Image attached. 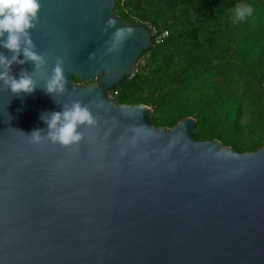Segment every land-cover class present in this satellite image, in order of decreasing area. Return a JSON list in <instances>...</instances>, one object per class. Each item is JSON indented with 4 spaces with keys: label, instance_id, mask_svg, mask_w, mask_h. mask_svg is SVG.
<instances>
[{
    "label": "water",
    "instance_id": "1",
    "mask_svg": "<svg viewBox=\"0 0 264 264\" xmlns=\"http://www.w3.org/2000/svg\"><path fill=\"white\" fill-rule=\"evenodd\" d=\"M40 3L37 88L17 95L0 82V264H264V145L200 140L193 116L158 126L151 106L120 103L112 89L136 73L154 31L125 23L116 0ZM57 56L67 85L53 95ZM22 69L34 64L11 71ZM77 100L96 121L78 143L28 136L47 135L42 117Z\"/></svg>",
    "mask_w": 264,
    "mask_h": 264
},
{
    "label": "trees",
    "instance_id": "2",
    "mask_svg": "<svg viewBox=\"0 0 264 264\" xmlns=\"http://www.w3.org/2000/svg\"><path fill=\"white\" fill-rule=\"evenodd\" d=\"M237 4L252 14L236 21ZM115 11L127 24L170 32L153 37L136 73L112 89L120 103L151 106L158 126L193 116L200 140L264 145V0H116Z\"/></svg>",
    "mask_w": 264,
    "mask_h": 264
},
{
    "label": "clouds",
    "instance_id": "3",
    "mask_svg": "<svg viewBox=\"0 0 264 264\" xmlns=\"http://www.w3.org/2000/svg\"><path fill=\"white\" fill-rule=\"evenodd\" d=\"M41 7L40 0H0V46L11 53L9 57L0 52V82L13 94L34 92L37 88V81L34 77L44 70L47 64L46 57L37 51L30 32L37 25ZM252 12L251 5L237 4L234 8L235 20H244ZM108 23L111 26L115 24V21L110 20ZM125 34V30L121 29L114 36L119 40ZM21 53L24 59H20ZM29 61L34 64V70L29 72L22 69L17 79L12 74V65L14 63L22 65ZM66 85L64 60L57 56L51 74L46 75L44 89L49 94H62L66 91ZM42 119L48 125L47 135H42V130L37 129L28 136L34 142L47 138L52 143H59L63 146L78 143L82 139L80 127L96 123L87 105L78 100L73 101L71 105H64L63 111L51 112L47 114V118L43 116Z\"/></svg>",
    "mask_w": 264,
    "mask_h": 264
},
{
    "label": "built area",
    "instance_id": "4",
    "mask_svg": "<svg viewBox=\"0 0 264 264\" xmlns=\"http://www.w3.org/2000/svg\"><path fill=\"white\" fill-rule=\"evenodd\" d=\"M169 34V30H163L161 32L154 30V37L156 38L157 42L161 41L164 37L169 36ZM115 93H117V91Z\"/></svg>",
    "mask_w": 264,
    "mask_h": 264
}]
</instances>
